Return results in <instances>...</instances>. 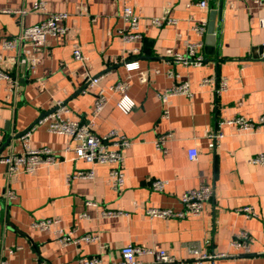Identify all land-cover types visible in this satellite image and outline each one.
Instances as JSON below:
<instances>
[{"label":"crops","instance_id":"obj_1","mask_svg":"<svg viewBox=\"0 0 264 264\" xmlns=\"http://www.w3.org/2000/svg\"><path fill=\"white\" fill-rule=\"evenodd\" d=\"M37 0H0V7L22 12L0 13V62L11 79H0V156L23 150L21 134L34 126L32 147L48 146L60 159L33 172L10 174L0 162V259L9 264H80L85 256H99L103 263L121 260V248L132 243L163 249L177 259L191 260L195 253L220 254L200 264H264V221L248 217L241 207L264 213V163L251 159L264 154V128L241 131L226 121L237 116L258 119L264 114V4L253 0H45L46 10L33 9ZM140 17L141 37L126 40L129 31L125 6ZM66 13V33L50 36L41 50L5 49L2 41L18 36L51 13ZM154 18L174 19L157 25ZM206 23L200 34L194 27ZM213 25L211 32L210 27ZM197 44L202 65L176 62ZM76 45L85 56L74 57ZM125 61L139 63L127 70ZM102 76L109 87L129 80L127 95L133 108L124 112L113 94L96 117L94 130L104 135L117 130L130 139L119 165L125 183L115 189L109 181L108 163L78 158L74 141L49 131L41 116L57 110L62 101L73 119L92 116L94 91L87 75ZM204 77L221 78L200 86ZM177 82H187L191 95H175L163 103L158 94ZM166 112V113H165ZM170 134L166 150L157 149L160 135ZM196 146L197 160L188 157ZM79 170L92 177L67 176ZM153 179H166L163 191L153 190ZM206 183L213 196L200 216L155 217L151 206L180 211L184 191ZM12 189L16 198L9 199ZM104 208L122 214L104 216ZM58 218L56 225L74 237L95 235L93 241L63 245L51 232L32 226L36 220ZM246 231L251 253L231 245ZM13 249V253L10 250ZM139 259L155 261L152 254ZM192 264V263H189Z\"/></svg>","mask_w":264,"mask_h":264},{"label":"built area","instance_id":"obj_2","mask_svg":"<svg viewBox=\"0 0 264 264\" xmlns=\"http://www.w3.org/2000/svg\"><path fill=\"white\" fill-rule=\"evenodd\" d=\"M255 3L264 4V0H253ZM201 7H207V0L200 2ZM47 8L45 0H37L33 4L34 10L45 11ZM1 12H22L26 10H11L0 7ZM123 16L128 23L129 31L124 33L126 40H132L141 37L139 32L140 17L135 13L133 7L127 5L124 7ZM67 17L66 13H51L40 23L35 25L26 26L22 33L18 36L8 37L3 39L2 46L5 49H16L23 47L33 51L41 50L47 42L50 36H62L66 33V26L64 24ZM174 19H161L154 18L153 22L157 25H163L165 22H173ZM206 23H201L194 27V29L200 34L206 32ZM197 44L190 43L188 45V53L182 55L179 53L174 54V60L176 62H182L184 64H190L199 66L202 65L204 59L197 54ZM74 57L79 61H84L85 56L81 49L76 45L74 50ZM127 70L131 71L139 69V63L135 61H125ZM101 75H87L85 77V84L95 89L94 106L92 110V116L87 121L73 119L68 115H64L70 112V108L64 105L62 101L58 103L57 110L52 113L41 116L37 124L46 123L48 129L51 132L66 134L74 141L73 149L78 158H82L91 163H108L112 165L109 171V181L115 189H120L125 183V174L120 168V164L123 160V151L131 145V141L125 135L121 134L117 130H111L110 132L99 135L94 130L96 117L106 107L108 101L113 94H121L122 97L118 102V106L124 111H130L134 102L131 101L127 95V89L129 88V80H120L110 85L109 87H103L99 84ZM0 79H11L10 71L5 69L0 62ZM217 79L214 77H204L200 86L208 87L216 84V92L220 93L227 88L228 82L225 78H221L217 84ZM191 95L192 91L187 82H177L173 86L168 87L161 91L158 96L163 103H166L170 97L175 95ZM166 113V112H165ZM228 124L235 125L241 131H254L264 128V114L258 119L246 118L243 116H237L226 121ZM33 127L25 130L21 134V141L23 150L19 153H10L5 156H0V162L6 164L10 174H17L21 172H33L41 166H51L60 159V155L51 147H32L29 143L32 134ZM170 134H163L155 141L157 149L166 150V142L169 140ZM199 152L196 146L189 148L188 157L190 160H197ZM253 163H264V154H258L251 159ZM92 171L79 170L75 173H71L67 176V180L70 181L78 177H92ZM169 181L166 179H153L151 181V187L156 191H163L168 185ZM213 188L211 185L203 183L197 188H191L184 191L180 197V201L183 204V208L180 211L169 208H160L151 206L146 209V214L151 217H174L184 218L187 216H200L203 214L205 204L212 198ZM7 197L9 199H15L16 193L12 189L7 191ZM241 212H244L248 217H259L264 221V213L256 212L251 206H244L240 208ZM104 216L115 217L122 214L119 209L104 208L102 210ZM59 223L58 218H43L36 220L32 223V226L36 229L45 232H51L55 235L60 243L67 245L70 243L79 244L82 241H93L97 237L95 235L86 234L81 237H74L71 232H67L62 228H58L56 225ZM231 245L239 250H243V253H251L250 236L246 231L235 235L231 240ZM13 249L10 253H13ZM121 260L118 262H110L109 264H145L139 259V256L144 254H152L155 257V261L150 264H200L204 259L224 256V253L220 254H207V253H195V256L191 260L177 259L173 255L169 254L163 249H151L142 248L138 245L129 243L121 248ZM0 264H9V261L5 258L0 259ZM80 264H105L99 256H85L80 260Z\"/></svg>","mask_w":264,"mask_h":264},{"label":"water","instance_id":"obj_3","mask_svg":"<svg viewBox=\"0 0 264 264\" xmlns=\"http://www.w3.org/2000/svg\"><path fill=\"white\" fill-rule=\"evenodd\" d=\"M210 30H211V32H212V30H213V25H211Z\"/></svg>","mask_w":264,"mask_h":264}]
</instances>
